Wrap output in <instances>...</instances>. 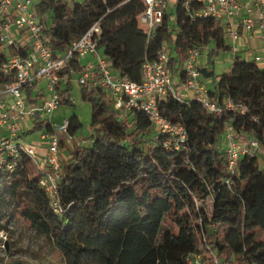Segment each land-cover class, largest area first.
<instances>
[{
  "label": "trees",
  "instance_id": "1",
  "mask_svg": "<svg viewBox=\"0 0 264 264\" xmlns=\"http://www.w3.org/2000/svg\"><path fill=\"white\" fill-rule=\"evenodd\" d=\"M181 2H176L173 27L166 13L149 36L136 22L142 0L33 4L42 21L49 17L45 34L53 53L98 21V49L112 68L139 80L142 61L155 56L165 41L170 43V71L181 78L189 46L201 50L211 43L209 55L230 48L219 20L191 18ZM4 60L0 51V65ZM213 72L206 75L217 76L208 96L221 111H208L194 98L182 101L171 93L158 101L162 115L186 128L180 149L165 148L159 132L143 142L141 136L153 128L143 111L122 116L105 90L80 84L81 97L91 105L93 132L85 144L71 138L68 154L60 158L55 196L60 210L51 204L39 183L40 171L26 155L12 171L0 168V209H9L10 216L18 213L31 230L45 235L64 264H264V163L243 154L238 170L229 175L218 142L226 126L239 135L262 137L264 68L254 58L236 54L229 70ZM13 78V73H0V85ZM69 89V81L59 86L61 102H71ZM226 98L246 110L226 108ZM68 118L72 135L81 121L75 113ZM35 128L50 130L49 122L37 116L28 131ZM208 196L210 212L205 208ZM196 253L198 262H189L187 255Z\"/></svg>",
  "mask_w": 264,
  "mask_h": 264
},
{
  "label": "built area",
  "instance_id": "2",
  "mask_svg": "<svg viewBox=\"0 0 264 264\" xmlns=\"http://www.w3.org/2000/svg\"><path fill=\"white\" fill-rule=\"evenodd\" d=\"M143 8L136 14L137 25L149 36L163 22L164 15L177 0H142ZM182 8L191 18L209 16L219 20L224 34L233 41L240 31H259L264 35V0H182ZM45 24L34 10L33 0H0V51L8 47L0 73H13V80L0 85V168L12 171L26 155L40 171L39 183L51 198V204L59 211L55 199L60 169V135L71 139L67 132L69 118L55 123L52 112L61 103L59 86L77 75L79 84L100 87L107 92L113 105L126 115L134 110L143 111L157 132L165 137L162 145L168 149L185 146L187 131L184 125L171 121L161 114L158 101L173 94L184 101L176 91L168 62L169 55L164 43L155 56L145 58L140 65V79L133 80L112 68L110 61L98 49L100 26L93 22L84 32L73 38L61 52L53 53ZM236 50V45L231 46ZM182 62L183 78L180 85L192 91V98L208 111H221L222 106L208 96V90L200 79L195 63L200 47L191 45L186 49ZM93 55L83 63L79 58ZM255 58H259L256 55ZM78 67V68H77ZM44 85H40L41 83ZM30 89V95L27 93ZM36 90V93H33ZM48 96L44 95V91ZM226 108L244 112L245 105L224 101ZM49 122L50 130L41 132L46 151L39 153L36 144L24 139L23 129L27 121L35 117ZM49 118V119H48ZM223 146L226 170L229 175L238 170L241 155L264 158V131L262 137L254 134L239 135L231 126L224 129ZM230 177L225 178L229 182ZM189 262H198L199 253L187 255ZM251 264H257L252 262Z\"/></svg>",
  "mask_w": 264,
  "mask_h": 264
},
{
  "label": "rangeland",
  "instance_id": "3",
  "mask_svg": "<svg viewBox=\"0 0 264 264\" xmlns=\"http://www.w3.org/2000/svg\"><path fill=\"white\" fill-rule=\"evenodd\" d=\"M36 0H33L35 3ZM176 11V5L168 9L169 26L173 27V21ZM48 16V15H47ZM47 26L50 25L49 17H47ZM176 32L175 28L172 29V35ZM225 41L229 46H232L230 37L225 36ZM169 50V41L164 42ZM211 44V43H210ZM207 46L205 45L197 56L195 63L202 64L207 59ZM231 49H221L219 53L211 55L209 67L214 69L215 73L226 71L231 66L232 56ZM8 47L4 46V53L8 54ZM262 58L256 59L257 64L264 68V51L261 53ZM69 99L71 102L62 101L59 106L52 112L50 119L55 123L61 122L64 117H69L71 113L76 112L80 118L81 124L72 134V139L79 143H87L93 132L91 126V105L90 102L84 100L80 93V84L77 81V76L72 78L69 82ZM40 85H44L42 82ZM35 93V90H34ZM44 95L48 96L45 90ZM112 108L113 105L109 104ZM120 110V109H119ZM121 111V110H120ZM49 119V118H48ZM32 125V122H30ZM43 128H35L32 131H24V139L29 143L38 145L43 143L40 139V134ZM157 130L152 128L147 134L141 136L143 142H150L154 140ZM60 137H65L61 134ZM218 141L225 144L224 132L218 136ZM71 140L65 138L64 148L60 147V158L66 157L71 146ZM259 163H264V158L259 156ZM263 158V160H261ZM211 196L205 200V208L208 212L211 211ZM0 264H64L63 258L59 252L54 248L51 243L46 239L45 235L35 233L30 229L28 223L23 220L18 213L10 216L9 209H0Z\"/></svg>",
  "mask_w": 264,
  "mask_h": 264
},
{
  "label": "crops",
  "instance_id": "4",
  "mask_svg": "<svg viewBox=\"0 0 264 264\" xmlns=\"http://www.w3.org/2000/svg\"><path fill=\"white\" fill-rule=\"evenodd\" d=\"M46 20H48V19L46 18L45 21H43V23L45 24V27H48L47 26L48 24H47ZM233 44H235L237 48H236V50H233L231 48V46L229 48V49L232 50L231 51L232 60H233L234 55H236V54H240L244 58H249V59L254 58L255 60L256 59H261L262 58L261 53L264 51V35H263V33L259 32V31H251V32L240 31L239 38L237 40H235V41L232 40V45ZM210 48H211V44H209V46H207V52L209 51ZM256 55H259V58H255ZM88 59L94 60L93 55L90 54V53H87L84 56L79 58V62L83 63V62H85ZM209 61H211V55L207 54L206 62L204 61V63H202V64H199V63L196 64L198 69H199V67L200 68L205 67L207 69L204 72H201L199 70L200 71V79L204 83V85L206 86L207 90L213 89L214 85H215V83L217 81V76H213V74H210V75L206 76L207 75V71L213 69V68L209 67V65H208ZM231 64H232V61H231ZM230 67H229V69H230ZM213 71H214V69H213ZM213 73H215V72H213ZM215 74H218V73H215ZM75 76H77V75H75ZM75 76H72V78H74ZM172 77H173L174 89L176 91L181 92V94L186 99L192 98V91H190L189 89H183L181 87L180 82H181L182 78L178 74L177 71L172 73ZM72 78H70V80ZM70 80H69V82H70ZM33 93H34V90H33ZM35 93H36V90H35ZM73 113H75L77 115V117L79 118V116H78V114L76 112H73ZM73 113H71V114H73ZM127 114H129V113H127ZM79 120H80V118H79ZM30 122H33L32 118H30L27 121V126L23 129V132L29 130V128L31 126ZM72 137L73 136L71 135V138ZM63 138H65V137H63ZM40 139H41V135H40ZM41 141H42V139H41ZM218 142H219L221 147L224 146V144H221L220 141H218ZM63 148H64V146H62L61 149H63ZM36 150L39 153H44L46 151L44 143H41V144L39 143L38 145H36ZM261 160H263V158Z\"/></svg>",
  "mask_w": 264,
  "mask_h": 264
}]
</instances>
